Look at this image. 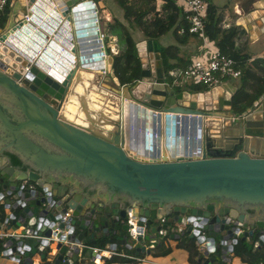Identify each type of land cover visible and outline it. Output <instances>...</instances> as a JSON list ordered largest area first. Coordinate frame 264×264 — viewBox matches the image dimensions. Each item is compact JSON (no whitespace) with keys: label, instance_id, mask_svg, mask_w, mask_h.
<instances>
[{"label":"water","instance_id":"1","mask_svg":"<svg viewBox=\"0 0 264 264\" xmlns=\"http://www.w3.org/2000/svg\"><path fill=\"white\" fill-rule=\"evenodd\" d=\"M36 1L10 0L0 28V223L4 228L21 229L22 235L26 229L39 228V236L75 244H97L111 235L116 241L108 248L121 246L140 256L150 254L145 243H155L160 229L156 219L166 215L168 224L162 228L174 225L180 231L171 238L187 233L197 248L205 234L197 263L231 264L239 240L260 251L264 247V90L238 113L233 108L237 88L230 81L210 89L171 88L164 84L168 66L164 48L156 39H146L136 42L141 63L138 80L119 86L113 56L108 55L106 73L120 87L117 96L98 94L93 84L88 92L87 82L80 95L73 90V79H81L77 73L87 72L92 64L86 51L81 55L79 45L71 49L76 57L73 65L44 73L11 43L28 25L25 17L32 18ZM82 1L61 0L66 21ZM86 1L85 5L91 2ZM229 2L240 31L249 41L264 44V0ZM97 5L103 8L102 2ZM141 44L150 53L147 57L141 56ZM68 95L72 106L80 99L84 108L82 114L75 108V120L61 114L69 104ZM107 103L112 116L103 118ZM131 110L147 113L152 120L164 119L167 133L170 122L177 124L179 117L235 124L228 125L232 133L223 125L213 136L206 135L201 158L175 157L182 152L174 147L171 156L162 149L153 160L142 159L129 150L126 132ZM68 211L70 216L63 221ZM128 211L133 219L137 217L140 231L148 229L136 240L128 234ZM6 238L2 248L13 262L38 264L33 262L35 252L45 259V240ZM57 248L63 264H70L64 257L65 246L58 243ZM86 253L92 262L99 261L92 250ZM71 260L78 263V256Z\"/></svg>","mask_w":264,"mask_h":264},{"label":"built area","instance_id":"2","mask_svg":"<svg viewBox=\"0 0 264 264\" xmlns=\"http://www.w3.org/2000/svg\"><path fill=\"white\" fill-rule=\"evenodd\" d=\"M160 0H156L158 3ZM180 4L183 8V19L187 24V31L189 34H196L200 38L201 46L198 54H196L188 65L178 71H174L168 76L169 80H164V84L171 88H182L185 84V79H191L195 85L200 86L203 84V88L210 89L221 84L227 78L238 79L242 74V68L238 65V60L234 59L228 54L223 53L206 34V15L209 7V0H174ZM87 1L85 0V3ZM8 0H0V13H2L8 5ZM37 0L33 8L32 18L25 17L30 26L28 30V38H26L22 44V47H18V53L24 57L30 64H38L42 67L44 73H49L54 69H48V65L52 61L59 62L61 65L71 66L74 64L76 57L74 58L71 53L72 47L79 45L81 55L83 51H87L86 45L90 43V36L94 39L95 49H101V57H98L97 61L91 62V66L85 70H92L100 72L102 76H107L106 73V60L107 54L111 53L112 56L117 55L120 51L118 44L116 43L117 38L112 36L108 29L100 26V19L98 17V6L91 0L90 3L85 5L82 1L76 8H73L72 20L77 28L75 33L72 34L71 20L66 21L62 16V8H60V14H55V5L50 0ZM89 7V13H85L83 16L87 20H82L79 12ZM157 4V8L159 9ZM61 15V17H60ZM65 19V20H64ZM81 21V23H79ZM34 23V24H32ZM79 25L80 26L78 28ZM25 27H23L24 29ZM90 31L89 34H82V31ZM22 29V30H23ZM21 30V31H22ZM183 33V30H181ZM85 36V40L82 38ZM89 37V39H88ZM113 41V42H112ZM107 50L105 54L104 50ZM106 59V60H105ZM43 70H41L43 72ZM106 74V75H105ZM122 87V86H121ZM120 88V87H119ZM120 96V95H119ZM179 122L173 124L170 122L169 132L165 130L164 119L157 121L152 120L146 114L138 113L135 110H131L129 113V128L126 132L128 140L131 144L130 152L139 156L142 159H150L160 155L162 149L166 150L168 155L171 156L170 150L174 147L182 152L175 154V157L182 156L183 158H201L202 150L204 147V137L210 136L206 132V125L203 119L201 123L198 122L197 118L186 117L181 119ZM212 119L214 118H205ZM151 120L153 122H151ZM216 120V118H215ZM208 125H212L214 131L217 128V123L213 121H207ZM192 145L191 147H189ZM190 153H187V150ZM147 150V151H145ZM150 150H153L151 154ZM150 154V155H149ZM70 216V211L66 212L61 219L65 221ZM138 219H133L132 211L126 212V224L129 225L128 234L131 239L136 240L138 235H144L148 232L145 227L140 231L137 227ZM156 224L160 227L155 232L156 236L163 238V244L174 238L170 237V234L179 233L174 225H168L166 229H163L164 224H168V218L163 215L156 219ZM39 229V228H38ZM37 229V230H38ZM35 229H26L25 233L20 234V230H9L4 228V225L0 223V245L2 246L6 237L19 235L24 239L32 238L34 240H45L46 245L43 246L46 258L54 256L59 253L58 248L54 246V243H60L61 246H65L66 251L64 257L70 264H74L71 260L73 255H80L84 248H89L97 254L100 258L97 264L104 263L106 259L112 256H120L127 258L131 262H113L111 264H134L135 262H147L144 256H134L132 254H125L123 252H117L106 246L105 249L98 247H89L83 243H69L67 240H61L55 236L44 237L39 236ZM158 238V237H157ZM202 242L197 247L198 253L204 252V244L206 242V236L204 233L201 234ZM157 242V240H156ZM153 244H145V250H150L154 247ZM9 257L6 251L0 249V258ZM61 260L64 263V258L61 256ZM258 264H264L263 261Z\"/></svg>","mask_w":264,"mask_h":264},{"label":"trees","instance_id":"3","mask_svg":"<svg viewBox=\"0 0 264 264\" xmlns=\"http://www.w3.org/2000/svg\"><path fill=\"white\" fill-rule=\"evenodd\" d=\"M10 1V0H8ZM103 3V9H106L104 0H92ZM112 4L110 11L112 17L106 23V28L110 34L118 40L125 42V47L113 56V72L119 82V86L132 84L140 78L141 63L137 55L136 40L133 37L132 31L137 29L145 39H157L160 34L169 31L176 25L175 13L177 7L173 0H163L162 7L157 8L156 0H111ZM9 4V3H8ZM99 8V7H98ZM100 9V8H99ZM210 6L208 7L206 17V34L209 39H217L221 34V39L217 42V47L225 54L230 55L238 60L237 53L230 50L233 44V38L236 35L235 30L224 31L218 27V20L214 14L209 15ZM8 13V5L5 10L0 13V28L4 26ZM180 27V26H179ZM183 34H188L187 24L181 26ZM165 56L168 60L166 69L167 76L174 71L182 70L186 66L181 58H178L177 49L175 46H167L164 49ZM175 59V62L173 60ZM243 60V61H242ZM242 75L239 78L238 88L233 96V108L235 112L240 113L254 99H256L264 90V59H253L247 67L244 66L245 58L242 59ZM179 65V67L177 66ZM199 88L201 86H193L191 88ZM203 88V87H201ZM24 169V168H22ZM116 241L115 237L101 238L97 244L84 243L85 245L95 246L105 249V246ZM176 247L186 251L187 259L192 264H200L196 262L198 251L194 240L184 233L179 238H176ZM117 252L129 254V251L121 246L116 249ZM85 252V250H84ZM83 252V253H84ZM153 256H164L169 253L168 246L163 244V240L155 242L151 249ZM233 254L239 258L242 264H258L264 262V247L260 251L254 249L253 245L239 240L234 246ZM45 262V261H43ZM113 262H131L127 258L120 256H112L106 259L103 264H111Z\"/></svg>","mask_w":264,"mask_h":264},{"label":"crops","instance_id":"4","mask_svg":"<svg viewBox=\"0 0 264 264\" xmlns=\"http://www.w3.org/2000/svg\"><path fill=\"white\" fill-rule=\"evenodd\" d=\"M50 1H52V3H54V5H55V12L56 13H54V17H55V14H57V13L60 14V12H61L60 8L65 9L61 0H50ZM83 2L85 3V0H83ZM209 3H210L209 4L210 9H211L209 15H212V14L215 15V17L218 20V27L222 30V32L229 31V30H235L236 31V35L233 38V44H232L230 50L237 53V58L239 61L238 65L242 64V61H243L242 59H244V58L246 60L243 63H244V66H246V67L253 59H261V58L264 59V44L261 42V40H254L252 42L249 41L248 37L243 32H241L240 28L235 24L237 16L233 13V11L231 9V4H230L231 2H229V0H209ZM41 4H45V0H43V3H41ZM157 4L160 6L159 7V9H160L162 7L163 0H160L158 3L156 2V5ZM174 4L178 9V10H176V13H175V18L177 20L176 25H174L169 31H167L163 34H160L156 40L164 49L167 46H175L176 49L179 50V54L182 55L181 60L184 63V66H187L189 61H191V59L196 54H198V52L200 50L201 42H200L199 36L196 34H189L188 33V34L184 35L183 33H181V26H183V24L186 23L185 20L183 19V8L177 2H175ZM99 8H98V17L100 19V22L103 23V25H104L103 27L106 28V23L110 21V19L112 17V12L110 10H108L107 8H106L107 10L103 9V8H100V9ZM89 11L90 10L88 7L87 9L81 10L79 12V15H80L82 20H87L86 17H84L83 15L85 13H89ZM101 11H102V13H101ZM236 12H238V11H236ZM72 15H74V14H72ZM72 15H71V24H72L71 26H72V34H74L77 26H75V24L73 23L74 18L72 20ZM60 17H61V15H60ZM206 17H207V15H206ZM79 23H81V21H79ZM32 24H34V23H32ZM80 26H83V25H79L78 28ZM29 28H30V26L28 27V29ZM83 29L87 30V28H83ZM135 30L136 31H134V30L132 31V34L133 33L136 34V36H134V34H133V37L135 38L136 42H141L143 40H146L141 35V33L139 31H137V29H135ZM29 31H30V29H29ZM87 32H90V31L87 30L85 32V30H83L82 34H86ZM17 34H19V33H17ZM21 35H22V31H21L20 36ZM82 38L85 40V36H82ZM88 39H89V37H88ZM220 39H221V34L218 35L217 39H215V40L211 39V41H213V43L217 46V42ZM89 40H91L90 43L86 45V48H87L86 59L88 61L90 60L91 62H94V61L98 60L97 50L95 49L94 45H91V42L94 44L93 37L90 36ZM116 43H118V42L116 41ZM118 47H119V45H118ZM140 53H141L142 57H147L150 54L147 51L146 45H144V44L140 45ZM177 55H178V53H177ZM240 60H242V61H240ZM173 62H175V59L173 60ZM48 69H50V68H48ZM88 73H91L94 76L93 79H90V84H93L95 86L97 84H100L99 86H96L99 89L100 94L105 92V93H108L110 95V97H114V96L116 97L117 96V92H118L117 89L116 90L111 89L109 91V90L102 88L101 78L103 81H106L103 78V76H100V74L95 73V72H88ZM83 77L86 79L85 76H83ZM99 77H101V78H99ZM238 80H231L230 82H232V84L236 88H238V84H239ZM108 107H110L109 103L104 105V108H108ZM222 120L223 119H216L215 120V118H214V120L203 119V122L204 121L206 122L205 125H206L207 134H209L210 136H213L214 133H216L212 127L213 124L210 126V125H208L207 121H213L214 123H217V126H218V125L224 124L222 122ZM231 124L232 125L235 124L233 122V120L232 121L230 120V123L228 122V120H226V126L225 125L224 126H225L226 131L228 133L233 132L231 129L232 127L228 126ZM1 161H2V159H1ZM12 230H21V229H12ZM110 237H112V236L110 235ZM157 241H158V238H157ZM145 244H148V243H145ZM166 246H168V248H169V253L167 255L153 256L151 253L145 254V258L147 259V262H142L140 264H192L187 259L186 251L176 247V241L174 239L168 241L166 243ZM77 256H78V260H77L78 264H97V263L91 261L90 255H88L87 253H83V254L77 255ZM32 257H33V262L37 261V262H39V264H53L55 261L60 260V257L58 255L55 257L54 256L47 257L45 259V262L40 260L36 254L32 255ZM0 264H22V263L21 262L20 263L13 262L8 257H5V258H0ZM231 264H242V262L239 260L238 257H236L233 254Z\"/></svg>","mask_w":264,"mask_h":264},{"label":"bare ground","instance_id":"5","mask_svg":"<svg viewBox=\"0 0 264 264\" xmlns=\"http://www.w3.org/2000/svg\"><path fill=\"white\" fill-rule=\"evenodd\" d=\"M61 4V3H60ZM29 29H28V26H26L25 25V28L22 30V35L20 36V34H21V31L19 32V34H17L16 35V37L15 38H11V43H12V45L15 47V48H17V47H22V44H23V42H24V40L26 39V38H28V33H27V31H28ZM27 33V34H26ZM90 32H87L86 34H89ZM91 41V40H90ZM91 45H94L92 42H91ZM101 53H102V50L101 49H97V57H101ZM89 55V54H88ZM106 60V59H105ZM53 64V65H52ZM62 67V65L61 64H59V62H56V61H52V62H50V64L48 65V68H51V69H54V70H57V69H60ZM79 76H81V79H78L77 77H74V79H73V83H72V87H73V90L74 89H76V91H78L79 92V94L80 95H82V93H83V89H82V86L81 85H83L85 82H87V83H85L86 85H87V87H89L90 86V79H93V74H91V73H88V72H82V71H79L78 73H77ZM242 75V74H241ZM83 76H85L86 77V79L83 77ZM241 77V76H240ZM239 77V78H240ZM238 78V79H239ZM238 79H233V80H238ZM77 80H79V82H78V86L76 87V84H77ZM227 81L229 80V79H226ZM226 80H224L223 82H225ZM229 81H231V80H229ZM222 82V83H223ZM116 86V85H115ZM116 88H117V91H119V87H117L116 86ZM98 94H100L99 92H98ZM67 101H66V103H68L69 102V104H67L66 106H64V109H63V111H62V116L63 117H65V118H67V119H74L75 118V114H74V116H73V113H74V110H75V108H77V111H78V109H79V113L80 114H82V111H83V105L80 107V104H81V101H80V99H76V101H75V106H72L71 105V101H69L70 100V95H68L67 96ZM111 107V106H110ZM110 107H108V108H104V114L105 115H102V117L103 118H107V117H109V116H112L111 114H110V112H109V109H110ZM76 111V110H75ZM76 119V118H75ZM74 119V120H75ZM222 122L224 123V124H221L220 126L221 127H217L216 129H215V131H217V130H222V126L223 125H225L226 126V121L225 120H222ZM54 246H56L57 247V243H54Z\"/></svg>","mask_w":264,"mask_h":264},{"label":"rangeland","instance_id":"6","mask_svg":"<svg viewBox=\"0 0 264 264\" xmlns=\"http://www.w3.org/2000/svg\"><path fill=\"white\" fill-rule=\"evenodd\" d=\"M105 1V5H106V8L108 9V10H110V7H111V4H112V1L111 0H104ZM96 3V2H95ZM113 5V4H112ZM106 9V10H107ZM101 13H102V11H101ZM134 31H136L135 29H134ZM134 34V33H133ZM134 36H136V34H134ZM117 44L119 45V49H120V51H122L123 50V48L125 47V42L124 41H120V40H118L117 39ZM18 48V47H17ZM17 50V49H16ZM178 52V58H181L182 57V55L181 54H179V50H177ZM108 55H111V53H109V54H107V56ZM112 56V55H111ZM178 67H179V65H177ZM87 72H95V73H98V74H100V76H102V74L100 73V72H97V71H93V69L92 70H86ZM166 74H167V72H166ZM95 75V74H94ZM106 75V74H105ZM99 78H101V77H99ZM103 78L106 80V81H103L102 80V78H101V82H102V88H104V89H106V90H111V89H113V90H116L117 88H116V86L112 83V81L107 77V76H103ZM227 79H229V80H233V79H231V78H227ZM166 80H169V78H168V76L166 75ZM228 80V81H229ZM227 81V80H226ZM100 84H97V86H99ZM195 85V83L191 80V79H188V78H186L185 79V84L183 85V87L182 88H191V87H193ZM200 86H204L203 84H199ZM93 85L92 84H90V86L89 87H87V91L89 92V89H91V87H92ZM112 94V93H111ZM158 237V241H160V240H163V238H161L159 235L157 236ZM170 241V240H169ZM134 264H140V262H135Z\"/></svg>","mask_w":264,"mask_h":264},{"label":"clouds","instance_id":"7","mask_svg":"<svg viewBox=\"0 0 264 264\" xmlns=\"http://www.w3.org/2000/svg\"><path fill=\"white\" fill-rule=\"evenodd\" d=\"M111 81H112V79H111ZM156 240H157V238H156ZM174 240H176V238H174ZM156 242V241H155ZM109 245L110 244H108V245H106V246H108L109 247ZM89 246V245H88ZM106 246H105V248H106ZM89 247H95V246H89ZM0 249L1 250H4L3 248H2V246L0 245ZM84 250H85V252H84ZM87 250H90L88 247L87 248H84L83 250H82V252H81V254H83V252L84 253H86L87 252ZM5 251V250H4ZM151 253V252H150ZM34 254H36L38 257H39V255L35 252ZM44 254H45V252H44ZM80 254V255H81ZM126 254V253H125ZM129 254H131V253H129ZM146 253H144V254H142V255H140V256H144ZM58 255V253L56 254V255H54V257L55 256H57ZM59 256V255H58ZM3 258H5V257H3ZM9 259H11L10 258V256L8 257ZM40 259V258H39ZM45 259H46V255H45ZM45 259H43L42 261H45ZM12 261V260H11ZM58 261H60V264H63V262H62V260H61V257H60V260H58ZM99 261H100V259H99ZM37 262V261H36ZM56 262V261H55ZM55 262L53 263V264H55ZM38 264H39V262H37ZM74 263V262H73ZM95 263H98V262H95ZM74 264H78V263H74ZM101 264H103V263H101Z\"/></svg>","mask_w":264,"mask_h":264}]
</instances>
